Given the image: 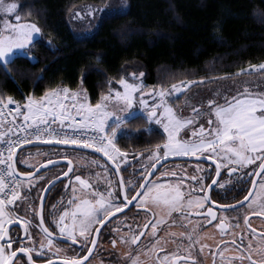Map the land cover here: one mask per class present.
Segmentation results:
<instances>
[{
    "label": "snow or ice",
    "instance_id": "obj_1",
    "mask_svg": "<svg viewBox=\"0 0 264 264\" xmlns=\"http://www.w3.org/2000/svg\"><path fill=\"white\" fill-rule=\"evenodd\" d=\"M17 8V4H5L4 0H0V11L12 13ZM114 10L110 8L99 9L100 12ZM17 23L10 24L4 22L0 28V67L7 71V64L13 62L18 57H27L31 61H35L36 57L29 54L28 49L31 45L40 39L42 35L41 28L34 22H20L21 18L16 17ZM49 43H51L49 41ZM260 71L264 73V62L258 65H249L247 69H239L235 75L239 76L244 72ZM227 76L221 77L226 79ZM200 81L187 80L178 85L172 84L170 89L160 88L154 91V95L159 97L157 104L151 106V110L147 111V120H155L163 125V132L167 133V139L163 142V156H159L157 150H153L152 155L148 157V161L155 160L151 168H156L160 160L164 157H194L197 155H208L209 161H215V171L217 176L212 177V183L207 188L203 187L204 176L193 174L191 181L200 184L202 195H194L192 188H183V178H178L174 182L166 180L162 183L152 181L148 175L143 176L144 183H140L135 188V194L129 200V193L133 191L134 181L129 179L125 183L121 178L119 182V191L124 193V200L128 203H122L116 199V190L113 187L111 179H107L108 185L106 193L99 191L92 186L87 179L76 175L75 182H79V188L76 183L71 182L72 193L68 203L71 209L65 207L64 211L59 214V219L54 218L59 233L67 236L69 239L77 242H83L87 246L90 240L92 245L97 243V235L101 231L98 225H104L113 213H119L122 209L127 208L130 203L135 202L137 208L147 209L151 213V233L153 238L157 237L158 225H162L166 220L171 219L176 223L175 215L178 214L181 222L187 225V231L179 234L181 238L186 237L188 240L187 249L190 250L195 244L199 243L202 236L206 235L202 232V223L200 220H192L190 217L193 212L203 217V224H210L216 219L217 212L213 207H208L205 202L210 200L209 189L218 183L217 177L220 175L222 168L227 167L229 174L236 175V183H240L245 178L244 169L248 166L255 165L259 162L258 167H254L255 176L252 177L253 187L248 189V195L243 201H237L235 206L221 207H238L241 204H247L249 208H257L260 215L264 216V92L256 93L249 90L248 87L243 92H237L235 96L228 97L225 95L224 103H220L218 99H208L207 108H192V116L182 117L177 114L165 99L166 95L171 93H181L182 90L188 89L194 83H202ZM123 91H114V95L102 94L100 100L92 104L86 92L80 90H71L67 86L63 88L54 87L45 91L40 97L29 95L26 101L21 105L13 100L11 96L7 98L0 97V264H23V261L14 260L18 253L27 254L28 261L35 264L31 253L33 251H43L47 246H53V239L47 227H44V218L40 219V227L47 238L46 244L41 240L39 249L35 247L33 235L29 233L27 225L31 221L20 219L16 213L12 212L10 207L21 197L20 189L23 187H31L33 183L32 172H21L17 174L15 155L17 148L21 144L29 142V138L35 140L57 141L60 145H83L84 148H96L98 152L103 153L109 160L113 161L116 166L117 174L120 171L121 164L124 163L122 156H126L114 142V134L116 128H112V133L107 134L105 122L109 117H117L114 121L116 125L123 121L119 119L121 114L110 109V101L122 102L126 107L122 112L134 105V94L138 89L142 88V84L129 82L123 77L118 82ZM219 90L215 96H219ZM141 107L147 104L143 99L144 93L141 91ZM187 102V101H186ZM10 104H15L14 108L9 109ZM157 108L161 109L157 112ZM5 109H9L5 111ZM23 116V121L17 120L18 116ZM202 116L208 117L207 127L200 124L199 128H193L192 134L188 138H183L181 130L191 127L196 119ZM215 117L214 119L212 117ZM4 129H7L5 131ZM159 145L156 149H159ZM39 154V153H38ZM61 159L67 161L68 171L62 172L61 175L68 177L73 171V160L67 154L62 155ZM146 161L145 163H147ZM22 163H29L24 160ZM60 163V160H46L44 165L52 166ZM96 164L97 161H91ZM34 167H40L39 164ZM181 168L180 165L176 166ZM150 171V169H148ZM197 172L204 171L197 165ZM238 174V175H237ZM162 175H165L162 173ZM170 176H176V172L167 173ZM37 179H43L37 177ZM56 177L49 180L45 185V189L52 186ZM69 185H65L67 188ZM225 187V185H220ZM79 192V194H78ZM46 193L41 194L42 196ZM213 205L217 204L216 200H212ZM43 205H41V208ZM55 208V206H53ZM207 208L206 212L203 211ZM36 215H40V209L32 208ZM155 209V211H154ZM250 215V214H249ZM249 215H244V224L247 229H251ZM14 219L19 220V225L14 223ZM24 228V239L33 241L32 247H25L21 242V247L12 250L13 243L10 232L17 227ZM149 225L145 224L132 232L131 235L125 234L120 236V241L129 245V251L125 255L129 259V264H145V260L141 259V252L147 259V264H179V252L185 248L183 244L177 245V251L171 255H163L153 257V253L159 252L161 245L167 244L163 237L156 239V242L149 249L137 248L136 254L132 255V246L138 245L142 238L144 228ZM238 226V225H237ZM229 227L225 223V219L221 218L216 224V228L224 230ZM256 238L255 247L253 241L249 240L245 251L248 252L246 257L249 264H264V235L253 232ZM19 239V236L16 237ZM116 243L115 240L112 241ZM220 241L216 245L220 256L221 264H234L235 257L227 254V248H221ZM234 243V240H233ZM201 250L205 247L200 245ZM52 248L49 247V251ZM93 248L88 247V253H92ZM59 252V249H57ZM255 253L259 259L253 261L252 254ZM213 253L214 264L215 256ZM88 255L85 254L79 259L71 258L66 260V264H87ZM195 261V257L190 254L184 257L183 264H189ZM45 264H48L46 261Z\"/></svg>",
    "mask_w": 264,
    "mask_h": 264
},
{
    "label": "trees",
    "instance_id": "obj_2",
    "mask_svg": "<svg viewBox=\"0 0 264 264\" xmlns=\"http://www.w3.org/2000/svg\"><path fill=\"white\" fill-rule=\"evenodd\" d=\"M108 1L111 0H16L14 19L19 16L21 22L36 23L42 35L28 49L35 61L18 57L7 64V71L0 67V96L24 102L29 95L38 98L50 88L81 87L89 102L95 104L102 94L119 90V80L130 72L142 73L145 88H167L182 81H200L202 77L204 85L225 76L244 77L248 72L235 74L264 62V0H126L125 9L102 15L90 33H82L85 27L75 28L71 23L74 7ZM164 141L162 130L142 114L117 126L114 142L131 158L120 171L125 183L134 181L133 191L143 177L137 166L138 156L152 150L161 154ZM24 151L17 157L22 172L30 170L20 162ZM60 166L33 177L30 192L35 199L52 176L36 189L37 177ZM77 172L97 182V171L86 175L87 171L79 167ZM115 190L118 193L117 183ZM20 191L23 196L27 189Z\"/></svg>",
    "mask_w": 264,
    "mask_h": 264
},
{
    "label": "flooded vegetation",
    "instance_id": "obj_3",
    "mask_svg": "<svg viewBox=\"0 0 264 264\" xmlns=\"http://www.w3.org/2000/svg\"><path fill=\"white\" fill-rule=\"evenodd\" d=\"M64 154H67L69 158L74 162L73 171L69 176L70 184L71 179L76 175H79L83 179H86L79 172H77L79 167L87 171L86 175H89L90 171L93 169L94 172L97 171L96 173H98V176L95 177V180L97 182L94 183L89 181V183L99 191L107 194L106 189L108 185L106 183V180L111 179L114 188L116 187V183L118 185V193H116V199L124 203L119 191L118 178L112 168L104 160L92 153L76 150L68 151ZM204 156L208 155L206 154ZM74 158H78L80 162L76 163L74 161ZM93 160L97 161V163L93 165L97 168L92 167L91 169V167H87L86 165H91V161ZM186 162L187 163H182V165H180L181 168H177V165L174 167H170L167 170L166 175L162 177V181L160 183L166 180H171L174 182L176 179L182 177L183 188H192L194 195H202L201 185L192 182L191 176L193 174L197 176H204L205 179L203 181V187L207 188L208 185L212 182V177L216 176L215 165L213 163L203 161ZM79 163H83V165H79ZM167 164L168 163H165L162 166H166ZM151 165L152 164L147 165V167L145 166L143 168L138 166L142 170L143 176L146 175ZM197 165H199L200 169H203L204 171L197 172ZM258 166L259 162H256L255 165L248 166L246 169H244L245 178L240 183H236L237 176L229 174L227 171V167L222 168L218 183L210 188L209 195L211 199L205 202L208 207H213L216 210L217 217L216 219L212 220L210 224H203V217L198 216L195 212H193L190 219L200 220L202 223V232L206 235L202 236L200 242L195 244L194 247H192L190 250H188L186 247L189 243L186 237L181 238L179 235H171L172 233L179 234L180 232L187 231V225L181 222V218L178 214H174L176 223H173L171 219H168L164 224L158 225L157 237L153 238L150 235L152 231V220L150 219L151 213L147 212V209L137 208L136 203L133 202L130 203V206L127 210L111 217L102 226L101 231L99 232L97 237V243L95 244L92 253L88 256L89 258L87 260V264H129V259L125 255V253L129 251V245L121 242L120 236L125 234L131 235L132 232L137 231L138 228L142 227L145 224H148L149 226L143 229L142 238L138 242V245L132 246V255L136 254L137 248L149 249L156 242L157 238L163 237L167 241V244L166 246L162 244L160 247V251L152 254L153 257H162L166 254H174L177 251V245L183 244L185 248L178 253L180 256L179 264H183L184 257L189 254V251L190 254L195 257V261H190L189 264H214V257L212 254L218 252L216 245L219 244L220 241H224L225 243L221 244L222 249L229 246L239 251L240 253V257L236 258L234 264H249V261L246 258L248 256V252L245 251V249L247 248L249 240L253 241V247H255L256 238L253 237V232L257 234V237L259 235H264V216L260 215L259 209L249 208L247 204H241L238 207L232 208L221 206L234 205L237 203V201H243V198L249 194L248 189L253 187L252 177L255 174L254 167ZM27 168L30 169L29 171L34 169L30 167H26V169ZM66 169L67 165L62 164L60 167L55 169L54 172H52L54 174L51 175L52 177L50 176L51 179L60 175L62 172H65ZM173 171L176 172V176L167 175V173H171ZM47 173L49 174L51 173V171ZM120 174L122 178L121 171ZM153 176L150 178V180L152 181L154 180ZM66 180L67 178L59 182L61 183L59 186L52 187L51 194L48 193L45 200L42 217L45 221L44 226L48 228V231L51 234L50 238L53 239V246L46 245L42 252L39 250L33 251L31 255L33 257V260L35 261V264H45L46 261L48 262V264H65L63 263L64 260L71 258L79 259L81 256L87 254L88 247L92 245L90 240L87 242L86 246V244L83 242L73 241L66 235H60L59 229L54 222V218L58 220L59 214L64 211L65 207H68L70 209L71 206L68 203L69 197L71 196L69 188L70 185L67 188L65 187ZM142 180L143 177L141 178L140 183L142 182ZM140 183L137 187H139ZM220 185H225V187H221ZM25 188L27 189L26 194L18 198L14 202V204L9 207L12 212L16 213V215L19 216L20 219L31 221V223L27 225L28 231L33 235L36 249H39L41 240L43 239L46 244L47 238L44 237V233L39 226L40 223L38 220V216L30 208L31 206L32 208L37 209L39 198L35 199L34 193L32 194L30 192V190L33 189L32 186ZM134 193L135 190L128 194L129 200H131V197L132 195H134ZM212 200H216L217 204L213 205L211 203ZM53 206H55V208ZM206 210L207 208L205 207L203 211L206 212ZM244 215H249L251 229H247L246 225L244 224ZM221 218H224L225 223L229 224V227L224 230L223 234L221 233L220 229L216 228V224L220 222ZM94 231L95 229H93V234ZM9 235L10 237H12L13 251H15L16 248L21 247V242L25 247L33 246V241H28L21 236L22 231L20 227L13 229ZM17 236H19V239L16 238ZM58 237L71 240L73 243L60 240ZM113 240L116 241L115 244H118L121 248H123V252L119 253L115 249L111 248H109V250L106 249L107 246L110 247L111 245H115L112 243ZM201 244L205 245L203 250H201ZM102 246L104 247V249L102 248ZM49 247L52 248L51 251H49ZM57 249H59V252H57ZM141 259L145 260V264H147V259L144 256L143 252H141ZM252 259L254 261L256 259H259V257L255 253H253ZM14 260L23 261V264H31V262L28 261V257L24 253H19L16 257H14ZM152 264H155V259H153ZM215 264H221L220 257L219 259L215 258Z\"/></svg>",
    "mask_w": 264,
    "mask_h": 264
},
{
    "label": "rangeland",
    "instance_id": "obj_4",
    "mask_svg": "<svg viewBox=\"0 0 264 264\" xmlns=\"http://www.w3.org/2000/svg\"><path fill=\"white\" fill-rule=\"evenodd\" d=\"M5 4L13 3L17 4L16 0H4ZM126 7V0H111L106 2L105 4H91V3H86V4H81L76 7H74L71 11L70 14V20L73 26L75 28L77 27H85L86 29H80L82 33L87 34L90 33L91 27L93 25H96L99 19L101 18L102 15L109 14V13H114L117 11H121L125 9ZM104 8H110L114 10H108L104 12H100L99 9H104ZM16 9L13 10L12 13H6L3 11H0V28L3 27L4 22L7 21L10 24H15L17 23V20L14 19L13 13ZM21 22V21H20ZM96 23V24H94ZM92 24V25H91ZM90 26V27H89ZM89 29H88V28ZM88 29V30H87ZM77 32V34H82ZM258 65V64H257ZM249 67V66H248ZM246 67L245 69H247ZM129 82H135V83H140L142 84V73H136V72H130L126 78ZM182 82L176 83L178 85H182ZM195 86V87H194ZM171 86L167 87L166 89H170ZM245 87H248L250 91L260 93L264 92V73L260 71H252L248 72L247 75L244 77H235L233 79H220L217 80L213 83H209L204 85V82L202 83H194L192 84L188 89L182 90L181 93H171L169 95H166L165 99L167 100L168 104L174 109V111L179 114L182 117H190L192 116V108H200L201 106L204 107L205 111H208L207 108V100L208 99H213L216 98L220 103H224V98L225 95L228 97L235 96L237 92H243V89ZM160 88H145L142 85L141 89H138L137 92L134 94V105L131 106L128 111L122 112V109L125 108L126 106L122 102H114L110 101V109L112 111H116L118 114H121L119 119L125 120L127 118H130L136 114H142L147 118V111L151 110V106L153 104H157L159 101V97L154 95V91L150 90H159ZM78 90L85 92L81 87H78ZM121 86L119 90L120 91ZM219 90V96H215L217 91ZM143 92V99L147 101V104L144 107H141L140 101H141V95L140 92ZM109 95H114V91H111L108 93ZM187 101V102H186ZM157 112H159L161 109L157 108ZM213 119L215 118L214 116L212 117ZM117 120V117H109L107 120V123H112L109 127V134L112 133V128L115 127L117 131V126L114 121ZM153 126L159 128L163 132V125L157 123L155 120L149 121ZM207 122H208V117L207 116H202L196 119L195 123L191 127H187L185 129L181 130V135L183 138H188L192 134V129L193 128H199L200 124H204L205 127H207ZM114 125V126H113ZM164 133V132H163ZM167 139V133H164ZM115 135L114 134V140H115ZM68 152V150L61 149V148H51V147H30L25 149L24 154L27 155L26 158L22 157V155L19 156V159L21 158L22 161L24 160H29V163L25 164L23 163L26 167L30 168H35L34 165L40 164L43 162L47 156L49 155H62L64 153ZM124 153L123 151H121ZM152 152L147 153L146 155H139L138 156V165L140 167H147V165H150L155 162L153 161H148V157L152 155ZM39 153V154H38ZM126 156H122L121 158L124 159V163H127L130 161V155L125 153ZM159 154V153H158ZM30 155H37L36 157H30ZM159 156H163V146H162V152L159 154ZM74 161L76 163L80 162L78 158H74ZM148 161L147 163H145ZM121 164V166L124 165ZM182 163H187L186 161H176V162H168L166 166H162L153 176L154 180L158 183L162 181V177L166 175L167 170L170 167H174L176 165H182ZM190 163V162H188ZM193 163V162H191ZM83 165V163H79V165ZM146 164V165H145ZM78 165V164H77ZM87 167H91L92 165H86ZM93 170V169H92ZM94 171V170H93ZM165 174V175H162ZM46 174V173H45ZM51 175L46 174V176H42L43 179H37V184H36V189L41 188L42 185L45 183L47 179H49ZM75 177V176H74ZM74 177L71 179V182L77 183L79 185V182L74 181ZM23 187L22 189H24ZM104 249V247L102 246ZM115 249L117 252L121 253L123 252V248H121L118 244H115L114 246H107L106 249L109 250ZM228 249L227 254L231 257L239 258L240 253L239 251L235 250L234 248H231L229 246L224 247ZM219 254L217 252L215 258L219 259ZM236 260V259H235Z\"/></svg>",
    "mask_w": 264,
    "mask_h": 264
},
{
    "label": "water",
    "instance_id": "obj_5",
    "mask_svg": "<svg viewBox=\"0 0 264 264\" xmlns=\"http://www.w3.org/2000/svg\"><path fill=\"white\" fill-rule=\"evenodd\" d=\"M27 147H54V148H61V149H69V150H76V151H82V152H88V153H92L98 157H100L102 160H104L111 168L112 170L114 171V173L116 174L117 178H118V182H120V179H121V174H120V171L119 173L117 174V171H116V166L115 164L113 163V161L109 160L108 157H106L103 153L101 152H98L96 148H84L83 145H72V146H68V145H60L58 144L57 141H31V142H28V143H25V144H22L20 145L19 148H17V151H16V155H15V160H16V170H17V174L21 173L22 171H20L18 169V166H17V156L19 154V152ZM48 160H60V163L58 164H53L52 166H46L44 165V161L42 163H40V167H35L33 170L29 171V172H32L33 173V177L37 176L38 174H40L43 170L47 169V168H51V167H55V166H60L62 164H66L67 165V161L66 160H63L60 158H52V159H48ZM46 161V160H45ZM174 161H203V162H210V163H213L215 165V161H209L208 160V156H200V155H197V156H194V157H173V156H168V157H164L163 160H160L159 163L157 164V167L156 168H149L150 171H147L146 175L149 176V179L155 174V172L165 163H168V162H174ZM74 165V164H73ZM66 171H68V166H67V169ZM71 174V173H70ZM70 176V175H69ZM69 176L68 177H64L62 176L61 174L56 176V179L54 181V183L52 184V186L48 189H45V186L43 187L42 191H41V194L42 193H46L42 196L41 198V194L39 196V200H38V204H37V209H40V215H37L38 216V220H39V223H40V219L42 217V211H43V208H44V203H45V200L47 198V195L49 193V191L52 189V187H54L57 183L61 182L63 179L67 178L66 180V185L69 184ZM217 176V174H216ZM220 176V175H219ZM219 176L217 177V179H219ZM255 176V174H254ZM53 180V178L51 179ZM49 182V181H48ZM48 182L45 184L47 185ZM145 181L142 180L141 183H144ZM212 183V182H211ZM252 186H253V183H252ZM210 191V189H209ZM121 193V192H120ZM135 194V193H134ZM121 196H122V199L124 201V203H128L127 201L124 200V193H121ZM41 205H43V207L41 208ZM236 204L232 205V206H235ZM130 206V204H129ZM129 206L127 208H124L122 209L119 213H113V216L115 215H118L122 212H124L125 210H127L129 208ZM228 208V207H226ZM232 208V207H231ZM112 216V217H113ZM111 218V217H110ZM109 218V219H110ZM14 223H16L17 225H19V221L17 220H14L13 221ZM107 222V221H106ZM105 222V223H106ZM103 225H99L98 227H100V229L102 228ZM19 227V226H18ZM45 227V226H44ZM21 228V231H22V237H24V228L23 227H20ZM42 229V228H41ZM94 235H97L98 237V234L95 233L94 231ZM60 240H63V241H68L70 243H73L71 240H67V239H64V238H60L58 237ZM94 246L95 245H91L90 247H92L94 249ZM19 254V253H18ZM17 254V255H18ZM91 254V253H90ZM88 252H87V255L89 256L90 255ZM27 256V254H26ZM14 259V258H13ZM63 263L66 264V260L63 261Z\"/></svg>",
    "mask_w": 264,
    "mask_h": 264
},
{
    "label": "crops",
    "instance_id": "obj_6",
    "mask_svg": "<svg viewBox=\"0 0 264 264\" xmlns=\"http://www.w3.org/2000/svg\"><path fill=\"white\" fill-rule=\"evenodd\" d=\"M121 86V85H120ZM76 90H78V89H76ZM75 91V90H74ZM120 91H123V88H122V86H121V90ZM25 101H26V99H25ZM109 119V118H108ZM112 123H107V121L105 122V127H106V130H109V128H107V127H109L110 125H111ZM5 131H7V129H4ZM31 157V159H32V157L34 158V157H36L37 155H30ZM20 162H21V164L22 165H24L23 163H22V160H20ZM25 166V165H24ZM77 184V183H76ZM77 186H78V188H79V185L77 184ZM70 193H72V188H71V184H70ZM78 194H79V192H78ZM71 207L72 206H70V209H71Z\"/></svg>",
    "mask_w": 264,
    "mask_h": 264
},
{
    "label": "built area",
    "instance_id": "obj_7",
    "mask_svg": "<svg viewBox=\"0 0 264 264\" xmlns=\"http://www.w3.org/2000/svg\"><path fill=\"white\" fill-rule=\"evenodd\" d=\"M16 102H18V101H16ZM18 103H20L21 105L23 104L22 102H18ZM14 107H15V104H10L9 105V109L14 108ZM9 109H5V111H8ZM17 120L20 121V122H22L23 121V116L22 115L21 116H18L17 117ZM41 140H44V139H41ZM29 141H35V139L29 138Z\"/></svg>",
    "mask_w": 264,
    "mask_h": 264
},
{
    "label": "bare ground",
    "instance_id": "obj_8",
    "mask_svg": "<svg viewBox=\"0 0 264 264\" xmlns=\"http://www.w3.org/2000/svg\"><path fill=\"white\" fill-rule=\"evenodd\" d=\"M27 148H30V147H27ZM27 148H25V149H27ZM25 149H23V150H25ZM23 150H21V151H23ZM21 151H20V152H21Z\"/></svg>",
    "mask_w": 264,
    "mask_h": 264
}]
</instances>
